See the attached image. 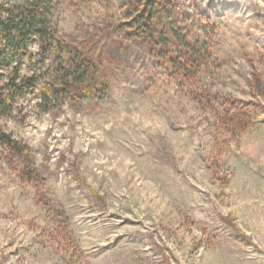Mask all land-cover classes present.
I'll list each match as a JSON object with an SVG mask.
<instances>
[{
	"label": "rangeland",
	"instance_id": "rangeland-1",
	"mask_svg": "<svg viewBox=\"0 0 264 264\" xmlns=\"http://www.w3.org/2000/svg\"><path fill=\"white\" fill-rule=\"evenodd\" d=\"M166 1L198 70L142 36L141 0H55L110 92L0 119L31 150L0 143V264H264V0Z\"/></svg>",
	"mask_w": 264,
	"mask_h": 264
},
{
	"label": "trees",
	"instance_id": "trees-1",
	"mask_svg": "<svg viewBox=\"0 0 264 264\" xmlns=\"http://www.w3.org/2000/svg\"><path fill=\"white\" fill-rule=\"evenodd\" d=\"M140 3L143 12L138 16V26L142 36L159 45L162 42L166 52L170 42L178 43L182 54L179 64L187 72L198 70L200 57L210 50L207 44L188 43L175 30L171 15L173 4L166 0H141ZM54 4L55 0H0V119L10 117L17 101L27 94L39 98L38 107L43 112L56 110L67 100L92 99L93 93L103 101L109 95V84L101 81L103 76L94 59L56 36L50 20ZM34 46L38 48L35 54ZM164 55L166 59L169 54ZM46 62L56 75L53 82L43 81L44 75L36 68ZM24 70L33 73L23 76ZM0 143L18 156L29 155L31 151L1 130Z\"/></svg>",
	"mask_w": 264,
	"mask_h": 264
}]
</instances>
